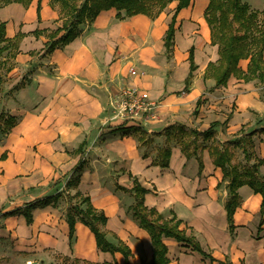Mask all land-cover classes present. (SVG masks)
<instances>
[{
	"label": "crops",
	"instance_id": "crops-1",
	"mask_svg": "<svg viewBox=\"0 0 264 264\" xmlns=\"http://www.w3.org/2000/svg\"><path fill=\"white\" fill-rule=\"evenodd\" d=\"M208 3L193 0L178 13L170 59L164 36L174 14L172 6L155 19L145 14L119 19L115 8L104 10L93 23L82 25L79 37L43 57L48 39L34 32L62 25L50 0H41L40 19L38 0L28 7L19 2L0 4L6 38L23 34L18 52L4 53L13 66L0 69V114L18 117L17 125L0 141V247L10 242L14 251L34 264L38 260L50 264L59 257L81 264H124L121 253L99 250L94 233L80 221L71 244L67 196L79 190L108 217L107 238L116 243L115 234L130 247L131 264H149L151 236L132 216L131 192L118 187H132L131 173L150 190L145 204L167 218L174 212L182 221L180 227L215 259L164 237L170 264H264L260 194L248 185L239 188L242 203L234 215L232 234L225 209L228 180L208 149L202 152V171L196 156L186 157L175 140L170 143L169 166L153 163L167 143L164 130L171 125L204 131L231 114L226 126L216 127L222 143L264 127L263 85L258 80L232 76L226 86L215 87V80L205 77L208 64L219 58L205 19ZM179 35L183 43H178ZM191 48L197 68L185 89ZM247 64L248 60L240 62L244 69ZM127 84L147 91L157 103L153 116L114 117L111 99ZM121 125L123 130H114ZM139 130L152 139L149 146L141 145ZM253 140L258 158L264 159V132ZM236 158H244L241 149ZM259 170L264 175V165ZM77 177L75 188L70 182ZM57 193L61 194L57 205L34 209L31 224L22 214L4 215ZM11 195L17 200L9 201Z\"/></svg>",
	"mask_w": 264,
	"mask_h": 264
},
{
	"label": "trees",
	"instance_id": "trees-1",
	"mask_svg": "<svg viewBox=\"0 0 264 264\" xmlns=\"http://www.w3.org/2000/svg\"><path fill=\"white\" fill-rule=\"evenodd\" d=\"M33 0H0L1 5L11 2L22 3L28 7ZM177 2L174 14L168 25L164 36L165 53L168 59L173 56L175 46V34L177 30L178 13L191 5L193 0H50V5L55 9L62 25L54 30H36L35 35H45V44L42 56H50L56 49H63L82 33V25L91 24L96 17L104 10L115 8L119 13V19L132 17L137 14H145L152 19L158 17L172 2ZM41 0H38V18L40 19ZM124 12V15L121 14ZM205 19L211 31V42L218 46L219 58L215 62L208 64L205 77L215 80V87L226 86L229 79L235 76L246 82L258 80L263 85L264 96V18L262 12L254 9L244 0H209L205 10ZM6 24L0 22V54L5 51L12 52L14 56L19 50V44L23 34L19 33L15 38L8 39L5 35ZM241 60H248L247 68L241 67ZM190 72L185 80V89L189 87L197 68L194 59V50L191 48L189 54ZM13 66V64H12ZM231 114L223 123L212 122L209 128L199 131L195 128H186L183 125H171L164 130L167 143L158 152V158L154 160L155 165L163 168L168 167L172 154L171 141L175 140L181 147V151L186 157L196 156L200 171L204 167L202 152L208 149L213 163L223 171L224 178L228 180V197L225 202L227 221L229 229L233 234L235 231L234 215L238 207L241 206L242 198L239 188L248 185L255 193L260 194L262 202L260 206L261 220L259 232L264 220V175L259 168L264 165V159L258 158L255 151L254 135L264 132V127L253 130L245 136H241L230 142H220L216 137V127L226 126ZM18 117L2 112L0 114V132L8 135L17 125ZM124 126H118L114 130H123ZM139 140L141 145L149 146L152 139L148 134L139 130ZM241 149L244 153L246 163L241 165L235 162L236 151ZM147 152L143 153V157ZM3 158L6 154H3ZM254 160L253 163H251ZM133 180L130 189L118 186L119 188L131 192L134 203L131 206L132 216L138 225L147 230L151 236L153 246V258L149 264H170L167 256V246L163 238L172 237L186 243L193 250L198 251L203 256L215 260L210 254L205 252L201 244L193 235H188L186 230L181 228L182 221L174 212L167 218L155 207H148L145 204V196L150 191L136 176L129 173ZM79 177L70 182L71 186L77 188ZM70 202L66 220L69 225V238L72 244L74 240L78 221L84 223L95 235L96 246L103 252L115 254L121 253L124 264H131L130 259L133 253L130 247L114 236L117 242H111L107 238L106 228L108 217L97 209L90 196L84 195L77 190L74 195L68 194ZM61 194L57 193L42 199L30 202L23 208H16L6 212L4 215L22 214L27 223L33 222V210L47 205L56 206ZM117 264V263H114ZM145 264V262H142Z\"/></svg>",
	"mask_w": 264,
	"mask_h": 264
},
{
	"label": "built area",
	"instance_id": "built-area-1",
	"mask_svg": "<svg viewBox=\"0 0 264 264\" xmlns=\"http://www.w3.org/2000/svg\"><path fill=\"white\" fill-rule=\"evenodd\" d=\"M131 74H136L134 68ZM114 117L124 120H143L154 115L157 103L148 92L136 85L127 84L111 99Z\"/></svg>",
	"mask_w": 264,
	"mask_h": 264
},
{
	"label": "rangeland",
	"instance_id": "rangeland-1",
	"mask_svg": "<svg viewBox=\"0 0 264 264\" xmlns=\"http://www.w3.org/2000/svg\"><path fill=\"white\" fill-rule=\"evenodd\" d=\"M244 1H247L249 4H251L252 7H254V9L260 10L262 12V17L264 18V0H244ZM175 2H172L169 6H172L171 8H175L174 7ZM169 6L167 8H169ZM180 42L183 43L182 38L179 35L178 43ZM4 53L0 54V69H5L8 66L12 65V60L10 58L4 59L5 57ZM4 137L5 135L1 133L0 141H2ZM237 152L240 153V149L239 150L237 149ZM236 160L239 161L238 162L239 164H243L245 162V158H242L240 160L236 158ZM14 200H17L16 196L11 195L9 197V201H14ZM10 244H11L10 242H7L2 245L3 247H0V264H34L31 261H27L25 255H22L21 253L14 251L13 245ZM36 260L38 259L36 258ZM35 264H41V262H39L38 260ZM50 264H81V263L75 261L69 262V259L59 257L57 261L51 262Z\"/></svg>",
	"mask_w": 264,
	"mask_h": 264
}]
</instances>
